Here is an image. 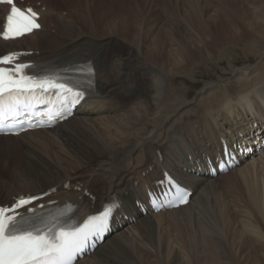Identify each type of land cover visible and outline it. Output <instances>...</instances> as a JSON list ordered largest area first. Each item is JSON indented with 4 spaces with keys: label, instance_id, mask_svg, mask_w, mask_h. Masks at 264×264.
I'll return each instance as SVG.
<instances>
[{
    "label": "bare ground",
    "instance_id": "obj_1",
    "mask_svg": "<svg viewBox=\"0 0 264 264\" xmlns=\"http://www.w3.org/2000/svg\"><path fill=\"white\" fill-rule=\"evenodd\" d=\"M52 1L55 7L63 5L71 11L59 26L61 36L43 34L49 25L45 16L55 7L48 0H36L41 28L17 39L0 35V56L35 49L25 58L34 62L35 69L92 61L95 84L85 104L55 128L0 135V205L11 204L17 195L47 193L41 202L56 200L61 205L71 201L77 205L73 216L83 219L99 212L105 202L119 201L113 232L93 253L74 264H113L119 244L134 252L135 257H128L125 264H160L163 251H169L171 244L178 248L172 250L168 264H185L172 258L180 250L194 264H232L223 247L240 250L244 264H264L261 188L252 191L254 215L260 223L248 228L240 214L228 207L224 184L218 181L231 178L238 168L213 177L206 166L208 158L214 161L222 152L223 141L232 150L240 145L264 156V77L256 81L264 67V44L260 45L264 43V16L259 17V26L245 20L246 14L252 19L254 13L235 20L232 41L226 46L223 39L228 35H221V30L213 33L204 20L206 0H169L176 8V2L183 3L180 11L185 15L178 17L172 11L151 14L156 0ZM140 2L148 11L139 10ZM213 3L223 25L227 6L224 0ZM1 10L5 17L9 6L0 5V16ZM159 16H165L161 24ZM190 39L192 45L187 44ZM122 43L128 46L127 51H115ZM239 43L244 44L240 50L236 47ZM166 45L177 48L168 50ZM194 49L200 53L198 63L230 61L240 53L247 64L230 66L240 76L238 83L218 91L217 82L206 81L200 99L189 100L186 93L182 96L185 89L170 81L187 64L194 66L189 60ZM183 74L196 81L193 72ZM137 76L146 80L144 93H140ZM240 86L246 89L220 101H205ZM82 132L90 133V140L81 138ZM62 143L64 149L59 146ZM20 151L27 153L37 168L18 165ZM164 170L194 193L186 205L155 212L146 191L157 186ZM149 230L155 232L154 239Z\"/></svg>",
    "mask_w": 264,
    "mask_h": 264
},
{
    "label": "snow or ice",
    "instance_id": "obj_2",
    "mask_svg": "<svg viewBox=\"0 0 264 264\" xmlns=\"http://www.w3.org/2000/svg\"><path fill=\"white\" fill-rule=\"evenodd\" d=\"M10 6L6 23L0 35L15 38L39 29L38 13L32 8L22 10L14 0H3ZM18 53L0 56V133L19 134L28 128L43 127L71 115L72 108L85 99L86 91L93 88L95 69L77 66L73 75L56 73L28 74L32 65L17 62ZM3 65H11L5 67ZM46 104L47 110L33 120L37 105ZM232 153L225 145L217 166L223 170ZM175 199L186 203L180 185L165 173ZM54 191V190H53ZM47 195V193H45ZM35 194L17 195L10 206L0 205V264H74L76 258L94 247L95 242L108 230V218L119 202L106 204L104 210L80 222L73 220L70 204L44 213L47 207L37 204ZM55 205V202H50ZM26 209L21 212L19 209Z\"/></svg>",
    "mask_w": 264,
    "mask_h": 264
},
{
    "label": "rangeland",
    "instance_id": "obj_3",
    "mask_svg": "<svg viewBox=\"0 0 264 264\" xmlns=\"http://www.w3.org/2000/svg\"><path fill=\"white\" fill-rule=\"evenodd\" d=\"M35 1L36 0H32L30 3L27 0H20L19 2L22 5L31 4L34 8H38L39 4H36ZM206 1H208V3L206 5L205 4L203 5V10L205 11L203 13L204 20L207 22V24H209L211 26V30L213 33H215L218 30H221V35L223 33H226L228 35L227 37H225L223 39L224 45H226V46L230 45L228 43L232 41L230 39L232 38L231 33H232L233 29L236 28V25H235L236 21L235 20L242 19V16H244V14H246V13H249L251 15H253V13H254L255 17L252 16L253 17L252 19H250V17H247V14L244 16L246 19L245 18L244 19L247 20V22H251L254 26H259V21H258L259 17H262V15L264 16V0H224V3L227 6V11L225 12V14L222 18L224 20L223 25H220L219 17H218V15H216V13H217V10L215 9V7H217L216 4L213 3V0H206ZM48 3L53 4L54 7L56 6L52 0H50V1L48 0ZM155 4H157V5H153L152 10L149 11V12H151V14L154 12H158V13L160 12V13L166 15L170 11H172V15L174 17H178V15H183V14L185 15L184 11H180L181 10L180 7L183 6V3L181 1H180V3L176 2V4L179 6V8L174 7L173 6L174 3L170 2L169 0H156ZM50 5H48V6H50ZM59 5H61V4H59ZM165 5H166V8L164 7ZM44 7H46V6H44ZM143 9L147 10V8H145L144 5H142V3L140 2L139 3V10L142 11ZM70 12L71 11L68 7L61 5V6L55 7V9H53V11L50 14L47 13V16H45L44 20L47 22V25L48 24L49 25H48V27L46 26V28L43 30V34L50 35V36L53 35V36H58V37L61 36L59 26L63 22H65V20L69 17ZM164 17H162L163 18L162 19L159 16V21H161L160 24L163 22ZM244 19L241 20V22L246 23V21ZM2 21H3V16L1 14V16H0V29L2 26ZM241 22H240V24H242ZM29 39L33 40L34 38H29ZM67 39L68 38L65 37V40H67ZM263 40H261L259 42V44ZM192 43H193V41L191 39L187 41L188 45H192ZM262 44H264V43H261L260 45H262ZM37 47L38 46H35V48H37ZM110 47H111L110 48V50H111L112 45H110ZM127 47L128 46H126V44L122 43L121 45H116L114 49L117 52H122V51L126 52ZM236 47L240 50L241 48L244 47V44L239 43L236 45ZM166 48L168 50H170V49L172 50V49H175L177 47L171 46V45H166ZM34 50H32V51H34ZM229 55H231V54H229ZM232 55H235V53H232ZM199 57H200V53L198 52V50L194 49L192 54H191V58L189 59L190 62L194 63V66L187 64L181 70L182 72L179 71L181 73H178L177 75L176 74L172 75L173 79L170 81L171 83H173L176 86L183 87L185 89V92L182 94V96L186 93V98L189 100L200 99V97H202L204 95V94L199 95V91L202 89L204 82H206V81L217 82L218 86L219 85L221 86L220 88H218V86H217V88H215L218 91H222V88H229L230 89L232 87V86L230 87V85H234V84L238 83L237 81L240 80V76H237L236 72L231 71L232 69L230 68V66L233 65L235 67H239V66L247 64V62H248L241 57L240 53L237 54V57L234 60H230V61L228 60L227 61V59H229V58H227L226 61H221L219 63H215L214 61L212 62V60H204L202 63H198ZM256 58L257 57L252 58L251 61H255ZM196 61H197V63H196ZM166 72L169 73L168 70H166ZM186 72H193V76L196 78V81L193 82L186 75L183 74ZM262 77H264V67H263L261 74L256 78V81H257V79H260ZM136 81L139 83L140 93H144L146 90V88H145L146 87V80L140 79L137 76ZM252 84L246 83V85H250V86ZM190 85H192V86H190ZM244 89H246V88L240 86L236 90H234V92L224 91V92H221L220 94H218V96H216L213 100L207 99L205 101H207V102L220 101V100L224 99V97L226 95H228L230 93L242 91ZM172 97L175 98L176 94H173ZM191 115H193V114H191ZM96 116L97 115H95V114H91L90 117H96ZM82 135H83V137H81V138L86 139L87 141L90 140V138H89L91 136L90 133L82 132ZM83 139H82V143H83ZM59 146L62 149H64L66 147V145H64L63 143L60 144ZM257 151L258 150H256V152H254L251 155V158H247V159L242 160L239 163V165H237L235 167L238 169L234 168L235 171H234V173H232L233 175H231V178H228L231 183L228 182L227 178H225V179L219 178L218 179V181H221V183L224 184L223 192H224V195L227 199L228 207L230 205L231 210L234 209V211H236L237 213L240 214V218L242 219L243 225L247 226L248 228H250V225L254 226V225H258L260 223V222H258V219L254 215V211L256 210V205L252 204V191L253 192L256 190L260 191V188H261V192H260V193H262L261 199H263V203H261V205L264 207V198H263L264 197V156L262 154L261 155L262 157L261 156L258 157L256 154V153H258ZM20 152H19L18 165L20 163L21 166L24 165L25 167H27V169L37 168L38 165L35 164V162H32L33 161L32 158L29 157V155L27 153H23V152L20 153ZM45 157H43V158H45ZM249 159H252V160H249ZM30 160H32V161H30ZM250 161H253L252 163L254 165H251L252 163ZM29 162H30V164H29ZM35 165H37V166H35ZM3 176L6 180L9 181L8 173L3 174ZM234 181H238V183H233ZM257 188H259V189H257ZM94 189L96 190V187H94ZM253 206L255 207V209H253ZM149 235L151 238L154 239L155 232L153 230H151L149 232ZM116 247H117L116 248L117 253H114L116 264H125L124 262H125V260H128L127 259L128 257H129V259H131V258L133 259V257H135L134 252H132L131 250H128L127 247H125L121 244L117 245ZM177 248H178L177 245L171 244L169 251H163L164 256L162 255V261H161L162 263H160V264L170 263L171 260H170L169 256L172 253V250L175 251V250H177ZM200 248L202 249L203 245ZM231 249H233V250H231ZM223 250L226 251L225 252L226 254L224 255L225 258H228V261L232 262V264H244V260L241 261L240 260L241 257H239L241 255L239 252L240 250L236 251L235 247H233V248L232 247H225V248L223 247ZM118 252H119V254H118ZM146 255H147V257L150 256V254L147 252H146ZM186 256L187 255L180 250L175 255V257H172V258H175V260L177 258L181 259L182 261L184 260L185 264H194L192 261L188 260L186 258ZM118 260H120L119 261L120 263H118ZM110 262H113V259ZM163 262H165V263H163ZM115 263H113V264H115ZM154 264H156V262Z\"/></svg>",
    "mask_w": 264,
    "mask_h": 264
}]
</instances>
